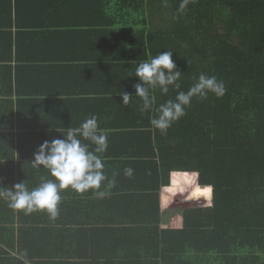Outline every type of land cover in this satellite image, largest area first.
<instances>
[{
  "label": "trees",
  "instance_id": "trees-1",
  "mask_svg": "<svg viewBox=\"0 0 264 264\" xmlns=\"http://www.w3.org/2000/svg\"><path fill=\"white\" fill-rule=\"evenodd\" d=\"M184 2L92 1L90 8L106 11L107 41L131 42V47L115 49L125 63L117 81L127 86L123 91L135 94L137 65L160 52H173L182 75L179 89L169 86L167 94L149 89L155 97L152 110L142 112L143 102L135 95L128 105L122 103V115L130 122L123 120L124 129L116 137H132L137 143L121 162H104L107 180L101 187L112 188L99 200L107 205L104 222L133 227L138 254L118 258L111 255L116 245L110 242L106 254L100 255L101 240L91 235L90 242L96 244L87 247L88 254L80 253L86 239H77L65 262L53 264H264V0H187L181 9ZM16 4L0 0V12H11ZM30 5L49 9L44 0ZM202 73L222 81L224 95L194 96L185 115L166 132L153 128L155 109L174 100L178 91L187 92ZM127 168L133 170L131 176L125 175ZM173 171L197 175L192 184L183 185V192L171 193L167 189ZM113 178L115 186L108 183ZM208 186L210 197L192 195ZM60 195L59 212L67 197L71 203L94 197L93 191L64 190ZM126 206L128 213L122 216ZM89 210L90 204L85 205V215ZM38 226L37 235L53 237L47 224ZM163 243L165 251L158 248ZM22 254L11 261L18 264Z\"/></svg>",
  "mask_w": 264,
  "mask_h": 264
},
{
  "label": "crops",
  "instance_id": "crops-1",
  "mask_svg": "<svg viewBox=\"0 0 264 264\" xmlns=\"http://www.w3.org/2000/svg\"><path fill=\"white\" fill-rule=\"evenodd\" d=\"M32 1L17 0L16 4L12 0L16 9L0 12V185L10 187L24 181L30 190L48 175L43 168L31 165L39 145L63 138L67 128L79 127L93 115L108 137L106 151L99 154L103 162H121L137 143L132 137H116L124 129L123 120H130L122 115L120 96L128 88L117 82L125 72V63L115 49L131 47V42L107 41L106 11L90 8L93 0H44L49 6L44 10L31 8ZM108 183L115 186V178ZM101 198L91 195L71 203L67 197V205L55 219L42 212L25 215L13 211L0 200V264H15L11 259L22 252L18 264L65 262L71 242L77 239H86L80 252L84 256L87 247L96 244L90 242L91 235L101 240L100 255L106 254L113 242L116 249L111 255L130 258L137 251L133 227L105 224L107 205L99 202ZM88 200L90 210L85 215ZM128 207H122L126 210L122 216ZM98 208L103 209L102 214ZM44 223L52 229L53 237L37 235V226ZM158 248L165 251V244Z\"/></svg>",
  "mask_w": 264,
  "mask_h": 264
},
{
  "label": "clouds",
  "instance_id": "clouds-1",
  "mask_svg": "<svg viewBox=\"0 0 264 264\" xmlns=\"http://www.w3.org/2000/svg\"><path fill=\"white\" fill-rule=\"evenodd\" d=\"M187 0L181 4V9L186 6ZM173 52H160L149 61L141 62L135 70V77L139 83L133 85L135 96L141 98L143 105L141 111L153 109L155 97L149 94V89L159 88L162 94H167L169 86L175 89L180 88L177 81L182 72L177 68L172 59ZM211 92L217 97L225 93V86L213 76L200 74L197 82L187 92L178 91L174 100L155 109L157 115L150 120L153 128L166 132L173 122L178 121L185 115V107L190 105L194 96L204 99ZM133 94L123 91L120 95L122 103L128 105ZM63 138H54L51 141H44L39 145L31 165L34 169L47 171L51 179L42 177L41 183L31 190L22 181L10 187L0 185V200L7 202V206L13 211H21L25 215L42 212L51 219L59 214L61 202L60 193L64 190H71L77 194H84L92 190L94 195L103 197L105 192L99 191L101 185L107 180L104 173L105 164L101 155L108 147L107 133L98 125L95 115L83 121L79 127L66 129ZM88 141L90 143H84ZM94 146L92 150L90 147ZM132 169H125V175L131 176ZM193 173H171L172 187L167 190L175 193L177 189L183 192V185H190L194 182ZM111 183V182H110ZM211 186L205 187L203 191L197 188L193 196L210 197Z\"/></svg>",
  "mask_w": 264,
  "mask_h": 264
}]
</instances>
